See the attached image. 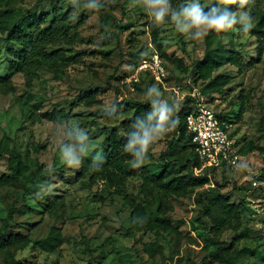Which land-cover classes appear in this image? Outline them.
I'll use <instances>...</instances> for the list:
<instances>
[{
    "label": "rangeland",
    "instance_id": "374dc122",
    "mask_svg": "<svg viewBox=\"0 0 264 264\" xmlns=\"http://www.w3.org/2000/svg\"><path fill=\"white\" fill-rule=\"evenodd\" d=\"M35 1L19 0L15 14ZM215 1L216 13L208 18L228 14L239 23H250L249 8L241 0H164L161 5L152 0H37L34 13L47 12L49 17L55 5L67 9L76 23V41L64 45L66 64L55 70L43 65L33 76L11 71L0 41V74H9L11 82L10 92L0 93V143L5 151L0 174H9L16 166V160L9 163L7 157L12 151L23 166L20 182L0 187V216H5L9 205L26 202L14 217L18 230L31 239L16 251V258L27 264H219L211 256L214 245L205 236L200 213L201 200H215L201 192L212 188L230 193L229 199L239 203L240 217L234 219L239 261L264 263V51L256 60L255 39L245 27L240 32L226 27L216 31V37L224 43L232 41L237 49L244 45L242 60L248 64L252 60L253 65L244 72L231 64L220 67L217 71L235 77L225 96L216 94L212 101L205 97L210 106L233 116L231 129L241 146L240 162L235 168L202 170L195 183L167 198L173 206L168 212L172 217L168 235L127 232L128 200L143 201L141 177L129 176L124 186H111L102 179L90 182L88 171L80 172L83 164L90 168L104 160L106 129L126 135L121 124L129 115L117 111V102H152L153 114L163 112L167 118L189 98L203 95V83L191 69L204 52L210 28L194 24L188 13ZM260 4L264 6V0ZM161 8L164 15L158 19ZM154 55L164 70L161 80L139 68L142 58ZM64 113L67 117L61 118ZM169 130L166 119L151 130H141L142 139L147 133L152 143L150 162L160 158L165 140L172 136ZM75 144L82 149L81 158ZM180 150L181 143H176L171 152ZM40 193L57 196L55 210L48 212L34 201V194ZM151 198L154 204L143 206L155 216L153 192ZM216 208L213 205L212 212ZM53 225L60 230V245L45 250L34 244ZM233 235L230 229L222 234L227 240ZM148 240L160 246L154 257L143 249ZM4 256L0 252V264Z\"/></svg>",
    "mask_w": 264,
    "mask_h": 264
},
{
    "label": "trees",
    "instance_id": "16d2710c",
    "mask_svg": "<svg viewBox=\"0 0 264 264\" xmlns=\"http://www.w3.org/2000/svg\"><path fill=\"white\" fill-rule=\"evenodd\" d=\"M19 0H0V41L5 44L6 54L9 56L7 62L11 71H25L33 76L36 69L45 65L49 69L55 70L66 64L68 56L65 53L66 44H73L76 41L77 29L76 23L69 16L68 10H61L57 6L51 7L50 16L47 12L36 14L33 12L38 4L35 3L25 9L17 10L15 14V5ZM261 0H246L245 7L249 8L250 23L243 24L235 21L231 26L236 27L237 31L246 28V32L254 37L256 47V60L260 59L264 51V6L260 4ZM216 1L207 8L197 9L201 16L211 17L216 13ZM205 49L201 57L192 62L191 71L195 79L201 80L203 85L200 88L207 101H212L215 95L225 96V89L233 81L235 75L217 71L220 67L231 64L237 66L238 71L244 72L253 65V61L246 63L243 55L244 45L241 49L234 47V43H224L216 37V29L210 28L205 34ZM241 45V44H240ZM10 75L0 74V93H9ZM208 98V99H207ZM92 101V99H90ZM196 98H189L175 112L166 118L170 127L171 138L165 140V148L161 151L160 158L155 162L151 161L150 149L152 143L148 142L146 148L136 142L142 139L141 130H151L160 120V116L153 114L152 102L133 101L122 104L117 102V111L129 115L124 119L121 127L123 136L117 129L108 128L104 131V140L106 147L104 149V160L97 165L88 168L83 164L80 172L88 171L89 180L93 182L96 179H102L111 186H124L129 176L141 177V192L143 201L141 203L128 200L131 208L129 214V235L135 232L148 230L158 235H168L172 229V217L168 212L173 208L168 201V197L173 194L182 193L192 183L203 175L202 172L194 174V168L201 165L193 149L190 135L186 132L185 117L189 110L195 105ZM160 109L163 106L157 104ZM131 109H133L131 113ZM218 113L228 121L233 119L227 113L218 110ZM238 113V112H237ZM67 114H61L60 117H67ZM236 118V114L234 119ZM238 142V141H237ZM176 143H181L180 151L172 153V147ZM76 150L79 151V157L82 156V149L79 144ZM241 148V146H240ZM239 148V151H240ZM5 153L0 143V156ZM139 154V155H138ZM9 163L16 160V166L11 168L9 174H0V187L20 182L19 173L23 170L20 157L14 152L8 153ZM222 167H206L204 171H213ZM183 170H186L183 172ZM29 189V188H28ZM152 192L156 195V214L150 216L144 209V204L149 206L154 204L151 198ZM201 194H212L215 200L205 202L201 200L203 209L201 214L205 225V236L214 248L211 252L213 259L219 264H264L258 260L250 262L239 261V250L235 248L238 235L234 231L236 224L234 219H238L239 203L232 202L228 195L219 190L207 189ZM34 201L46 209L48 212L55 210L59 199L57 196L44 194H34ZM26 202L20 205H9L6 208L5 216H0V252L4 253V264H27L19 258H16V251L27 246L31 239L27 233L18 230V222L14 214L24 207ZM213 205H216V212H212ZM234 232L229 240L224 239L222 234L226 230ZM62 242L60 230L53 225L49 233L34 242L45 250H53ZM144 251L154 257L160 252V246L156 240L143 242ZM180 260V259H179ZM210 260H208L209 262ZM210 263V262H209ZM35 264V263H32ZM97 264V263H96Z\"/></svg>",
    "mask_w": 264,
    "mask_h": 264
},
{
    "label": "built area",
    "instance_id": "2783aa9c",
    "mask_svg": "<svg viewBox=\"0 0 264 264\" xmlns=\"http://www.w3.org/2000/svg\"><path fill=\"white\" fill-rule=\"evenodd\" d=\"M139 68L148 71L157 80L164 76L163 67L157 55L142 58ZM186 132L191 137L194 152L201 162L195 172L206 167L235 168L240 162V145L231 127L233 123L223 118L218 111L200 95L185 117Z\"/></svg>",
    "mask_w": 264,
    "mask_h": 264
},
{
    "label": "clouds",
    "instance_id": "9594fccd",
    "mask_svg": "<svg viewBox=\"0 0 264 264\" xmlns=\"http://www.w3.org/2000/svg\"><path fill=\"white\" fill-rule=\"evenodd\" d=\"M229 3H235V0H227ZM246 0H241V3H245ZM154 5H161L164 3V0H152ZM164 15V9L157 13V18L160 19ZM191 16L193 23L196 25H207L209 28H215L217 32L224 30L226 27H231V24L235 22V17H230L228 14L221 15L219 17L213 16L212 18L201 16L200 12L193 8L191 12L188 13ZM166 119V115L162 112L160 116V120L163 121ZM149 136L146 133L143 139H138V142L142 146V150L146 148L149 140ZM139 155V154H138ZM72 161L70 160L69 163Z\"/></svg>",
    "mask_w": 264,
    "mask_h": 264
}]
</instances>
